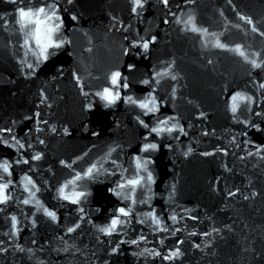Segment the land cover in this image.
Returning a JSON list of instances; mask_svg holds the SVG:
<instances>
[{"label":"water","instance_id":"water-1","mask_svg":"<svg viewBox=\"0 0 264 264\" xmlns=\"http://www.w3.org/2000/svg\"><path fill=\"white\" fill-rule=\"evenodd\" d=\"M5 163L0 264H264V0H0Z\"/></svg>","mask_w":264,"mask_h":264},{"label":"snow or ice","instance_id":"snow-or-ice-1","mask_svg":"<svg viewBox=\"0 0 264 264\" xmlns=\"http://www.w3.org/2000/svg\"><path fill=\"white\" fill-rule=\"evenodd\" d=\"M165 2H167V0H165ZM136 3H140V0H136ZM44 11V9H40V12H43ZM33 14L32 13H29V12H24L23 10H21V12H20V16H21V19H24V18H29V19H31V16H32ZM49 19H51V18H49ZM35 23L37 24V25H40V26H43V25H45L46 24V21H44V20H40V19H37L36 21H35ZM53 31H55V29H53V28H51V27H49V28H47V30H46V33H45V35H46V38H47V40H48V43H46V44H44V49H47V47L49 46V44L51 43V33L53 32ZM40 33H41V28L40 27H38L37 28V39H38V42H41L40 41ZM143 47L144 48H147L148 47V44L147 43H145L144 45H143ZM221 47H223V45H221ZM120 76V73H115L113 76H112V83L113 84H116L117 83V79H118V77ZM103 95L105 96V98L106 99H108L109 101H112V100H114V99H116V97L115 96H113V94L111 93V92H109V91H105L104 93H103ZM243 99V97H233V100L235 101L236 99ZM141 107H143V108H148L149 107V104L148 103H142L141 104ZM235 104L233 105V111H235ZM151 110V109H150ZM161 129H153V131H160ZM146 148H155V145H146L145 146ZM37 159L39 158V157H36ZM0 167H3L4 168V170L5 171H7V169H8V165L5 163V164H3V165H0ZM91 171V169L89 170V172ZM79 178V177H78ZM130 183H137V181H130ZM5 188H7V185L5 184V185H0V199H7V197L6 196H4L3 195V191H4V189ZM61 192L63 193V189L61 190ZM66 199H69V198H71V197H65ZM25 203H27V201H25ZM120 211H121V213H124V209H120ZM125 215H126V213H124ZM48 215L49 216H53L54 217V213H52V212H49L48 213ZM120 221L118 220V219H114V220H112V222H111V226L109 227V228H107V229H102V231H107V232H111V231H113L114 229H115V227H116V225L119 223ZM157 223H158V221H157ZM173 255H175V253L173 254Z\"/></svg>","mask_w":264,"mask_h":264}]
</instances>
